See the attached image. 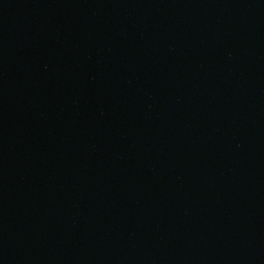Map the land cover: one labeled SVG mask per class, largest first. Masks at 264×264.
I'll return each mask as SVG.
<instances>
[{
    "label": "water",
    "instance_id": "95a60500",
    "mask_svg": "<svg viewBox=\"0 0 264 264\" xmlns=\"http://www.w3.org/2000/svg\"><path fill=\"white\" fill-rule=\"evenodd\" d=\"M0 264H264V0H0Z\"/></svg>",
    "mask_w": 264,
    "mask_h": 264
}]
</instances>
